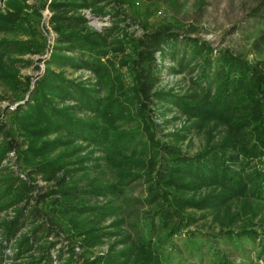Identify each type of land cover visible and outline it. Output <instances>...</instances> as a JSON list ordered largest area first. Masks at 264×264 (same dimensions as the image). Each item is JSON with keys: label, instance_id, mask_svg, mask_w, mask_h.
<instances>
[{"label": "trees", "instance_id": "obj_1", "mask_svg": "<svg viewBox=\"0 0 264 264\" xmlns=\"http://www.w3.org/2000/svg\"><path fill=\"white\" fill-rule=\"evenodd\" d=\"M141 1L147 3L145 15L152 14L156 0ZM6 2L11 8L0 10V83L18 91L26 84L13 106L0 110L1 171L11 151L20 160L19 170L5 166L0 176V208L15 207L4 222L5 240L14 238L19 254H29L34 242L39 249L15 264H188L177 238L193 262L236 264L221 247L226 242L241 251L252 244L264 257L263 229L231 228L238 212L217 231L200 232L187 228L198 218L186 211L217 214L233 201L264 200V58L214 47L191 23L183 28L170 20L142 22L125 10H134L139 0ZM85 10L107 15L110 24L93 27ZM250 14L264 18V0ZM134 23L140 32L129 30ZM27 53L39 55L44 68L33 81L27 75L22 82L19 68L34 62L23 57ZM165 66L188 72L186 91L159 86ZM75 71L88 74L73 76ZM165 102L187 114L198 130L211 121L222 125L223 137L189 153L178 143L185 138L181 132L159 136L154 110ZM79 140L103 150L110 165L135 169L125 171L128 181L144 182L153 206L142 239L128 230L107 251H94L110 233L100 222L119 212L111 200L98 198L122 189L91 176L93 163L83 164L84 156L72 158L84 148ZM23 227L28 233L16 237ZM52 233L66 240V248L53 255Z\"/></svg>", "mask_w": 264, "mask_h": 264}, {"label": "rangeland", "instance_id": "obj_2", "mask_svg": "<svg viewBox=\"0 0 264 264\" xmlns=\"http://www.w3.org/2000/svg\"><path fill=\"white\" fill-rule=\"evenodd\" d=\"M32 0H24L25 3H29ZM259 0H156L154 3V11L148 16L145 15L144 10L147 3L139 0L134 10L130 7L125 8L128 15H135L141 19L142 22H150L156 24L161 20L174 21L180 27L189 25L190 23L197 27L199 36L208 39L214 47H230L232 50L245 55L252 59L264 58V18L253 17L251 9L258 3ZM11 7L8 6L6 0H0V10L7 11ZM30 6H25L24 10L29 11ZM45 15V21L49 14L47 9L43 10ZM86 15L89 17V23L96 28H101L103 25H109L110 19L107 15L95 16L88 10H85ZM138 13V15H137ZM185 24V25H184ZM141 31L140 27L135 23L129 26V30ZM195 35V33H193ZM50 43L53 42L54 33L50 30ZM50 47L46 49V52L42 55L43 57L49 56ZM25 58L33 57L34 62L28 65L21 66L17 74H19L21 81L23 82L27 75L32 76V81L35 76L39 74L44 68V61L39 60V55L27 53L23 55ZM38 66V67H36ZM73 76L82 75L87 76V71H75L72 72ZM190 76L185 70L184 72L178 71H167L166 66L162 71V78L159 86L164 89H170L177 93L186 91L189 86ZM26 84V81L22 83L20 87L16 89H22ZM19 86V85H18ZM18 90H13L11 87L3 86L0 83V93L5 95L4 98L0 99V110H5L6 106L12 107V98L16 95ZM18 91V92H19ZM154 121L158 127L157 134L161 137L170 139L171 133L181 132L185 138L180 140L178 143L184 150L193 153L194 151L202 148L205 144L210 141H218L224 135L223 126L211 121L207 123L203 129H196L192 127V119L182 112L175 105L165 102L155 105L154 110ZM54 134H52L53 136ZM84 148L77 149L72 158L84 156L85 165L90 166L91 176L98 177V182L105 183H116L120 186L122 191L115 196H100L98 199L104 203L111 200L112 204L118 208V215L107 217L100 222L101 226L104 227V231H109V234L104 235V242L94 246V251L104 252L109 249V246L114 244L116 239L127 236L128 230L133 233L135 237L141 234L142 239L147 235L146 228L144 226L145 215L150 210L149 201L147 200L146 188L143 181L138 177L128 181L129 176L127 172L135 173V169L129 167L119 168L117 166L110 165L104 157V151L99 147L92 144H87L85 141H78ZM78 143V144H79ZM80 144V145H81ZM75 145V144H73ZM73 145L71 147H73ZM9 158L3 160V168L0 176L3 175L5 166L11 169L19 170L20 160H17V154L15 151H11ZM87 157V158H86ZM98 157V166L93 167L97 164L94 160ZM127 171V172H125ZM128 181V182H127ZM37 182L39 184H47L43 179L38 177ZM207 190V189H205ZM208 191V190H207ZM202 191L198 194L200 195ZM230 208H223L217 214L206 212L208 210H197L188 208L186 211L194 214L198 221L188 229L198 230L200 232L217 231L223 227L224 221H227L232 213L238 212L239 216L237 219H233L231 228L237 229L241 226L253 227L257 231L264 230V200L261 201H233L229 206ZM14 206L7 205L0 208V245L4 244L0 251V264H15L27 260V256L31 253L33 257L38 255L39 249L35 242L32 245L33 250L28 252L18 253L14 238L5 240L4 234V222L11 218L14 214ZM121 216L124 220L120 223H115L114 219ZM63 220V218H62ZM228 226V225H227ZM226 226V227H227ZM28 233V228L23 227L18 230L16 237H20ZM204 236V234H202ZM49 239L56 240L55 246L50 248L52 255L57 253L58 247L63 246L65 249L66 240L58 236L56 233H52ZM222 242V239H220ZM177 243L180 248L183 249V255L185 261L188 264H207L205 262L198 263L195 256H189L188 251L183 248L180 239L177 238ZM121 243L116 244V248H119ZM222 249H225L230 258L236 262V264H264V257L257 256L256 249L253 245L246 244L244 251L235 248L232 243L221 244ZM92 248V249H93ZM78 252L80 251L76 247ZM184 262V261H183Z\"/></svg>", "mask_w": 264, "mask_h": 264}, {"label": "water", "instance_id": "obj_3", "mask_svg": "<svg viewBox=\"0 0 264 264\" xmlns=\"http://www.w3.org/2000/svg\"><path fill=\"white\" fill-rule=\"evenodd\" d=\"M19 102H21V101H19ZM18 103V102H17Z\"/></svg>", "mask_w": 264, "mask_h": 264}]
</instances>
